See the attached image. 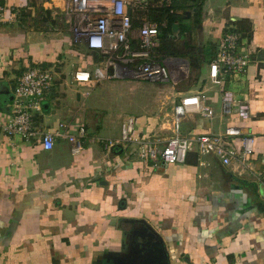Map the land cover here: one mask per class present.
Returning a JSON list of instances; mask_svg holds the SVG:
<instances>
[{
  "label": "crops",
  "instance_id": "1",
  "mask_svg": "<svg viewBox=\"0 0 264 264\" xmlns=\"http://www.w3.org/2000/svg\"><path fill=\"white\" fill-rule=\"evenodd\" d=\"M163 1L176 18L171 38L161 36L153 56L185 74L171 75L162 106L135 117L151 109L149 95L128 112L116 105L120 93H111L109 80L131 92L141 87L136 80L106 79L88 94L74 81L76 69L98 59L46 18L54 13L51 2L2 0L21 16L0 22V122L11 115L18 75L51 67L55 81L35 125L44 132L60 122L72 130L84 126L87 137L82 154L73 156L62 135L46 150L39 138L0 131V264H264V0ZM160 10L147 17L155 20L150 15ZM140 24L133 19L132 33ZM228 30L241 34L250 63L245 73L215 84L209 63ZM198 93L214 116L191 113L180 133H223L239 125L255 138L250 173L214 155L199 161L196 147L182 163L155 164L138 158L133 144L106 148L99 141L119 137L122 121L133 114L136 134L164 142L174 132L173 106ZM227 93L246 103L251 117L223 115Z\"/></svg>",
  "mask_w": 264,
  "mask_h": 264
},
{
  "label": "built area",
  "instance_id": "2",
  "mask_svg": "<svg viewBox=\"0 0 264 264\" xmlns=\"http://www.w3.org/2000/svg\"><path fill=\"white\" fill-rule=\"evenodd\" d=\"M51 2L55 13H64L66 22L72 25L76 43L95 52L98 61L92 68L81 67L74 71L73 79L87 87L88 94L100 82L111 78H128L169 82V67L156 58L155 48L160 45L165 34L167 20H151L147 15L155 8L170 6L168 1L154 3L151 0H40ZM0 0V22L11 23L21 16L14 9L7 11ZM170 12H173L171 10ZM64 17V18H65ZM60 18V17H59ZM140 21L136 34L133 31V19ZM250 57L241 50V34L228 30L218 43L217 51L209 63L210 78L213 83L221 84L226 75H241L248 69ZM55 69L34 66L25 69L16 79L14 97L10 105L11 115L0 122V131L9 136L21 135L25 141L39 138L46 150L54 147L57 136L66 137L73 156L81 155L85 149L84 139L87 131L84 126L72 130L65 122H60L55 131H40L35 125V113L42 110V103L55 81ZM206 97L202 93L182 97L173 106V135L164 142L149 140L135 132V117L127 115L121 126L120 136L115 139H99L106 148L121 145L123 148L133 144L138 158L159 162L182 163L195 147L203 155L216 156L223 165H236L239 172L250 173V157L255 151V138L245 134L237 124L225 127L223 133H180L183 120L191 113L212 118L214 109L205 105ZM222 114L225 116L248 119L251 109L246 103L236 104L231 93L222 101ZM234 138L240 140L239 146ZM264 197V194H263Z\"/></svg>",
  "mask_w": 264,
  "mask_h": 264
},
{
  "label": "rangeland",
  "instance_id": "3",
  "mask_svg": "<svg viewBox=\"0 0 264 264\" xmlns=\"http://www.w3.org/2000/svg\"><path fill=\"white\" fill-rule=\"evenodd\" d=\"M56 3L62 5V1H56ZM53 11L54 13L46 12V15H47L46 18L50 20L54 26H57L59 30H62L63 33L71 34L73 36V40L75 41L74 39L75 30L73 27L74 25L73 23L75 21L72 19L71 20L72 25L70 26V24H68L69 22H66L65 12L61 14L60 13L57 14L55 13L54 8H53ZM55 17L57 19H54ZM76 44L80 45V43H76ZM170 73L172 76L175 75L174 76L175 79L183 78L184 77L183 75L185 74L183 71H178L171 67H170ZM134 80H136L137 85H141V87H138L137 89H133L132 92L127 91V89H125L126 88L125 86H121L124 82L120 80L118 81L117 79L109 80V81H112L111 82V85H112L111 93H114L116 95L120 93V97H116L115 99V103L117 102L116 105L118 107H122L128 112H135V110L136 111L138 110V106L141 105L142 100L144 99L148 100V98L150 97V101L149 102L146 101L147 103L150 104V106L149 105H146V106L151 107V109H148V108L146 109L144 107L143 109L144 111L139 112V114L134 115L135 117H137L138 115H144L147 112L155 111L156 109H158L160 106L163 105L160 95H164L168 93V92H165V89L169 87L168 83L163 84L159 81H152L148 79L146 80L134 79ZM148 95L149 97H147ZM130 115H133V114H130ZM119 264H122V262H120Z\"/></svg>",
  "mask_w": 264,
  "mask_h": 264
},
{
  "label": "trees",
  "instance_id": "4",
  "mask_svg": "<svg viewBox=\"0 0 264 264\" xmlns=\"http://www.w3.org/2000/svg\"><path fill=\"white\" fill-rule=\"evenodd\" d=\"M160 12L159 14L152 12L153 15H150L151 17H154L155 20H158V21H161V20H167L168 21V25L167 27L165 28V34L166 33H170L171 29H172V22L173 20H175V15H173L172 12H170L172 9L171 5L170 6H163V7H160ZM50 12V11H48ZM156 14V15H155ZM171 20V21H170ZM165 38H167L165 35H163ZM168 39V38H167ZM216 54V53H215Z\"/></svg>",
  "mask_w": 264,
  "mask_h": 264
},
{
  "label": "water",
  "instance_id": "5",
  "mask_svg": "<svg viewBox=\"0 0 264 264\" xmlns=\"http://www.w3.org/2000/svg\"><path fill=\"white\" fill-rule=\"evenodd\" d=\"M176 26H177V24L174 25V27H176Z\"/></svg>",
  "mask_w": 264,
  "mask_h": 264
}]
</instances>
